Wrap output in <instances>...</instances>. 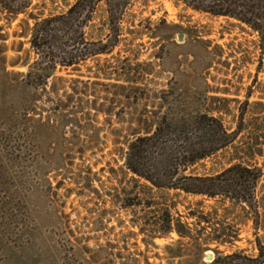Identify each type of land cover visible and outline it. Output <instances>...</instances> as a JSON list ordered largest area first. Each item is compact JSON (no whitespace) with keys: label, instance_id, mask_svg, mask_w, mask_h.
Wrapping results in <instances>:
<instances>
[{"label":"rangeland","instance_id":"rangeland-1","mask_svg":"<svg viewBox=\"0 0 264 264\" xmlns=\"http://www.w3.org/2000/svg\"><path fill=\"white\" fill-rule=\"evenodd\" d=\"M74 2L31 0L27 13L59 14ZM105 18L100 2L86 32L95 34ZM22 19L32 26L24 14L9 22L0 19L5 38L0 40V49L5 46L0 53V264H207L205 255L201 261L197 256V243L220 227L237 233L234 244L221 245V251L244 249L255 255L249 244L251 223H243L239 208L152 187L122 169V148L145 120L184 102L219 118L232 132L248 101L246 129L234 143L237 152L232 147L219 151L185 174L216 173L236 153L264 173V145L261 155H245L241 149L261 135L260 121L254 120L264 111L255 105L264 104V51L257 34L178 0H130L120 23L122 41L76 70L57 68L54 76L64 81L56 83L54 95L49 87L32 89L24 83V63L31 64L34 54ZM126 77L139 88H118L127 84ZM64 90L72 93L70 98ZM72 112L76 122L60 119ZM135 194L142 204L124 207ZM257 199L264 203V177ZM166 209L174 223L188 224L193 236L203 229L201 238H179L175 232L159 238L149 229L140 231L145 216ZM169 244L173 248L166 250Z\"/></svg>","mask_w":264,"mask_h":264},{"label":"trees","instance_id":"trees-1","mask_svg":"<svg viewBox=\"0 0 264 264\" xmlns=\"http://www.w3.org/2000/svg\"><path fill=\"white\" fill-rule=\"evenodd\" d=\"M178 1L196 12L232 19L241 28L247 27L252 33L257 34L259 38L257 46L264 51V0ZM100 2H104L106 6L103 27L95 34H88L86 28L93 20ZM129 2L130 0H75L65 12L42 17L27 13L31 7V0H0V19L4 18L9 22L24 14L33 20L32 26H29L28 20L22 19V24L28 26V43L30 51L34 54V61L31 64L27 61L24 63L28 66L26 73L22 74L26 87L45 91L49 87L50 92L58 95L59 86L56 83L64 80L54 76L57 68L76 70L86 60L110 53L122 41L120 23ZM0 40L5 38L0 35ZM4 48L5 46H2L0 53L5 51ZM260 69L257 68V73ZM123 79L127 84L119 85L118 88L123 90L139 88L136 85L138 82L134 79L130 80L127 77ZM71 90L74 92L73 87ZM71 94L65 90L63 92V96L67 98H70ZM185 103L168 108L161 116L156 115L148 122L145 120L143 126L133 131L132 138L127 140L122 148V169L138 179L149 182L154 188L177 190L221 203L229 202L239 208L244 217L243 223H251L252 240L249 244L253 246L256 254H247L244 249L227 253L221 251L219 249L221 245L234 244L237 233L231 235L226 228L220 227L214 229L212 234H208L204 243H197L196 251L200 261L205 252L212 251L213 259L207 264H264V203L257 199V188L264 177L263 168L237 156L238 149L234 146L239 134L246 129L243 123L248 101L242 103L237 127L232 132L223 126L219 118L201 111L200 108L185 106ZM196 103H199L198 99ZM255 105L264 109L262 102H255ZM217 111L227 113L225 109L218 108ZM70 115L62 113L60 119L68 123L76 122V113L72 112ZM257 115L254 120L260 121L256 129L261 135L249 138L250 142L241 148L245 155L262 153L264 111L263 114ZM229 147H232L236 154L232 155L227 167L207 175H195L192 171L185 174L196 163ZM141 204V200L135 194L124 207ZM147 204V207L153 206L152 203ZM145 217L140 231L144 233L149 229V232L156 233L159 238H165L171 232H175L179 238L197 241L203 233L201 229L198 230L201 231L200 235L193 236L188 224L180 221L174 223L167 209L158 216L153 215L147 220ZM204 222L208 223L206 220ZM150 241L143 240L145 244L153 243V240ZM172 248V244L165 246L166 250Z\"/></svg>","mask_w":264,"mask_h":264},{"label":"water","instance_id":"water-1","mask_svg":"<svg viewBox=\"0 0 264 264\" xmlns=\"http://www.w3.org/2000/svg\"><path fill=\"white\" fill-rule=\"evenodd\" d=\"M179 40H182V36L181 35L179 36ZM205 258L207 260H209V261H212L213 255L211 253H207V254H205Z\"/></svg>","mask_w":264,"mask_h":264}]
</instances>
